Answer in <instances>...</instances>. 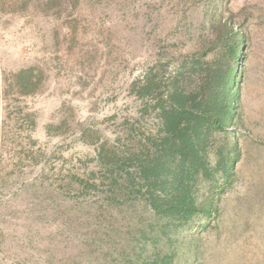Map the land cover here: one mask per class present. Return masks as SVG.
<instances>
[{"label": "rangeland", "instance_id": "374dc122", "mask_svg": "<svg viewBox=\"0 0 264 264\" xmlns=\"http://www.w3.org/2000/svg\"><path fill=\"white\" fill-rule=\"evenodd\" d=\"M224 20L232 114L157 213L150 95L234 63ZM0 264H264V0H0Z\"/></svg>", "mask_w": 264, "mask_h": 264}, {"label": "trees", "instance_id": "16d2710c", "mask_svg": "<svg viewBox=\"0 0 264 264\" xmlns=\"http://www.w3.org/2000/svg\"><path fill=\"white\" fill-rule=\"evenodd\" d=\"M221 27L224 36L227 39L232 38L228 49L234 60L233 64L221 63L224 67H217L212 72L208 84L205 86L201 84L194 94L189 92L188 95L183 90L174 88L166 96L162 93L150 95L155 99L157 108L159 107L162 135L158 143L154 144L153 163L146 156L147 162L140 171L145 179L153 184H166L174 193L182 190L184 196L183 200L174 198L173 195L168 200L156 196L153 208L157 213H165L168 209H174L173 212L179 210L182 213L189 209L184 208L185 198L190 194L188 185L195 179L194 172L199 171L198 168L201 167L204 169L208 133L214 129L223 131L232 114L229 86L238 61L242 60L240 55L242 37L236 27L227 20L223 21ZM24 74L23 72L20 76L26 78ZM194 75V70L187 74V76ZM144 89L146 93L152 92L149 91V81ZM187 173L189 176L185 178L189 183L178 180L181 175ZM184 187L186 190H183Z\"/></svg>", "mask_w": 264, "mask_h": 264}]
</instances>
